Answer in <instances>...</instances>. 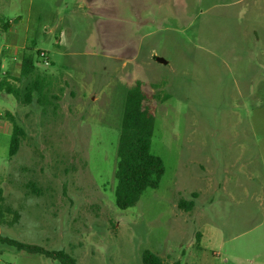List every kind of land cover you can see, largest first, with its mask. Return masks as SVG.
I'll list each match as a JSON object with an SVG mask.
<instances>
[{"label":"rangeland","instance_id":"obj_1","mask_svg":"<svg viewBox=\"0 0 264 264\" xmlns=\"http://www.w3.org/2000/svg\"><path fill=\"white\" fill-rule=\"evenodd\" d=\"M11 3L0 2L2 74L18 77L34 46L60 99L43 111L0 95V189L21 217L0 236L78 264H143L145 250L167 264H264V0ZM137 81L165 174L121 210L117 149ZM7 112L26 131L13 158ZM0 264L60 263L0 245Z\"/></svg>","mask_w":264,"mask_h":264},{"label":"trees","instance_id":"obj_2","mask_svg":"<svg viewBox=\"0 0 264 264\" xmlns=\"http://www.w3.org/2000/svg\"><path fill=\"white\" fill-rule=\"evenodd\" d=\"M9 28V22H5L4 29ZM42 53L44 52L35 51L34 46L26 47L21 58L18 77H13L10 73L2 74L0 67V95L4 92L24 105H31L35 102L42 107L43 111H46L50 106L57 110V101L60 99V95L52 91L53 85L48 76L38 70L36 56L41 57ZM59 92L62 93V89H59ZM146 99L142 83L137 81L136 85L128 90L124 102L115 170L117 181L115 202L121 210L136 206L148 189H157L165 174L164 161L152 152L156 119L145 106ZM6 117L12 123L9 156L13 158L20 149L26 131L19 125L14 115L7 112ZM27 188H31L35 194L40 193L33 182H30ZM192 196L193 198L190 200H180L178 207L185 211H191L195 207L197 194L194 193ZM20 218L18 211L6 204L3 191L0 189V226L12 227L20 221ZM200 236L199 234L198 242H200ZM0 245L30 255H42L56 260L60 264H78V261L64 250L49 251L37 245L3 236H0ZM142 263L167 264L160 256L149 250L143 252Z\"/></svg>","mask_w":264,"mask_h":264},{"label":"crops","instance_id":"obj_3","mask_svg":"<svg viewBox=\"0 0 264 264\" xmlns=\"http://www.w3.org/2000/svg\"><path fill=\"white\" fill-rule=\"evenodd\" d=\"M1 1H3V2L6 4V5H5V9H6L7 4H10V6H13L12 3H11L13 0H0V2H1ZM18 18L21 19V20H20V22H21V21H22V16L19 15ZM25 31H26L27 34L29 33V31H30V30H29V26H27V28L25 29ZM26 42H27V40H26Z\"/></svg>","mask_w":264,"mask_h":264},{"label":"built area","instance_id":"obj_4","mask_svg":"<svg viewBox=\"0 0 264 264\" xmlns=\"http://www.w3.org/2000/svg\"><path fill=\"white\" fill-rule=\"evenodd\" d=\"M41 57L44 58V59L47 58V56H46L45 53H42V54H41ZM45 64L48 65V64H49V61L46 60V61H45Z\"/></svg>","mask_w":264,"mask_h":264},{"label":"water","instance_id":"obj_5","mask_svg":"<svg viewBox=\"0 0 264 264\" xmlns=\"http://www.w3.org/2000/svg\"><path fill=\"white\" fill-rule=\"evenodd\" d=\"M157 62L166 64L167 62L162 58H157Z\"/></svg>","mask_w":264,"mask_h":264}]
</instances>
